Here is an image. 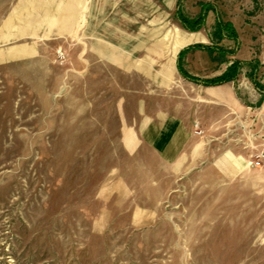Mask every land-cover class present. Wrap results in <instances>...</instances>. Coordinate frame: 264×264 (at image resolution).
I'll use <instances>...</instances> for the list:
<instances>
[{
  "label": "rangeland",
  "instance_id": "rangeland-1",
  "mask_svg": "<svg viewBox=\"0 0 264 264\" xmlns=\"http://www.w3.org/2000/svg\"><path fill=\"white\" fill-rule=\"evenodd\" d=\"M44 3L0 0V264H264V102L229 83L231 104L192 123L199 164L129 152L128 96L153 87L118 62L159 69L175 5ZM210 3L243 10L264 83V0Z\"/></svg>",
  "mask_w": 264,
  "mask_h": 264
},
{
  "label": "crops",
  "instance_id": "crops-1",
  "mask_svg": "<svg viewBox=\"0 0 264 264\" xmlns=\"http://www.w3.org/2000/svg\"><path fill=\"white\" fill-rule=\"evenodd\" d=\"M41 1L45 3L39 6L40 9L49 11L50 8H54L55 0ZM211 1L183 0L180 8L181 14L187 19H195L199 15L200 5ZM50 2L53 4L50 5ZM167 2L173 3L176 8L177 0H167ZM18 5L20 7L19 3ZM242 11L239 5L235 12L229 11L228 5L222 6L218 10L220 18L231 24L238 40V49L233 56L226 57V63H217L215 52L188 49L193 45L211 46L212 43H215L210 37L215 24V14L212 11L207 13L204 25L200 30L188 32L177 26H171L160 34L159 39L150 42L152 48L163 49L162 63L159 69H155L152 62H144L143 67H139L138 70L136 69L137 64L130 59L124 63L118 62L119 67L127 74V79L131 80L135 77L136 80L148 83L147 85L153 87L148 89L145 85L142 91L133 96L130 93L128 96V103L133 105V113L125 112L121 119L125 123L121 134V143L127 151L133 152L138 146H142L160 164L167 167L183 168L185 163L191 162V165H196L200 160H204V153L201 149L203 143L193 133L192 123L200 118L201 111L207 112L210 107L214 106L223 110L228 104H231L233 88L228 85L231 82L218 86H202L189 81L181 76L177 65L189 76L212 79L222 74L233 60L249 61L251 59L250 52L246 50L253 48L254 40H249L242 34L244 28ZM45 15H50V13H45ZM173 28L175 29L173 30ZM175 45H177L176 51H174ZM219 45L227 50L234 46L230 40H222ZM108 58H105L106 62H108ZM192 59L195 61L192 62ZM192 66L201 67L207 73L201 76L192 74L190 72ZM221 66H223L221 71L216 74V68ZM135 72L140 76L135 74L133 76ZM247 80L245 75L242 76V79L239 75L232 85L241 81L245 91L250 93L249 96L259 107L264 102V95L259 93L253 85L248 86L246 82L249 81ZM259 83L264 86L262 80Z\"/></svg>",
  "mask_w": 264,
  "mask_h": 264
},
{
  "label": "trees",
  "instance_id": "trees-1",
  "mask_svg": "<svg viewBox=\"0 0 264 264\" xmlns=\"http://www.w3.org/2000/svg\"><path fill=\"white\" fill-rule=\"evenodd\" d=\"M183 0H177L176 2V10H175V17L179 21L181 28L188 31V32H196L200 30L205 21V17L209 11H212L215 14V24L213 27L212 32L210 33L211 40H214L215 43H212L211 46H203V45H193L188 47V49H198L208 51L209 53H216L217 56V63H226L227 56H233L238 49V40L237 35L234 29L232 28L231 24L228 22H224L215 6L211 3H202L200 5V12L199 15L195 19H187L181 14V3ZM222 40H230L233 42L234 46L233 49L227 50L222 48L219 43ZM257 68L258 62L255 60L248 61V62H241L238 60H233L231 63L226 67L225 71L220 74L219 76L212 78V79H199L196 77H192L187 75L182 69L177 65V70L183 76V78L192 81L194 83H198L202 86H218L229 82H235L239 75L243 72V69H247L244 72L245 77L250 81L253 87L261 94L264 95V86H262L257 81Z\"/></svg>",
  "mask_w": 264,
  "mask_h": 264
}]
</instances>
